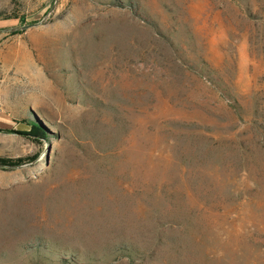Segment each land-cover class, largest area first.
Listing matches in <instances>:
<instances>
[{"label":"rangeland","instance_id":"obj_1","mask_svg":"<svg viewBox=\"0 0 264 264\" xmlns=\"http://www.w3.org/2000/svg\"><path fill=\"white\" fill-rule=\"evenodd\" d=\"M0 156V264H264V0H0Z\"/></svg>","mask_w":264,"mask_h":264},{"label":"trees","instance_id":"obj_2","mask_svg":"<svg viewBox=\"0 0 264 264\" xmlns=\"http://www.w3.org/2000/svg\"><path fill=\"white\" fill-rule=\"evenodd\" d=\"M41 131H42V125L39 122L33 120L30 123L29 131H22V132L25 134L33 135L35 133L42 134ZM23 159L24 157H20V156H17V157H1L0 156V165L16 166L20 164L23 161Z\"/></svg>","mask_w":264,"mask_h":264}]
</instances>
